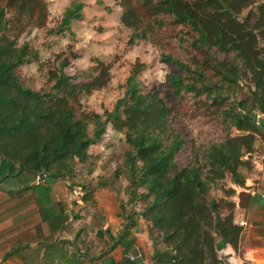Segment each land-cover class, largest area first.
I'll use <instances>...</instances> for the list:
<instances>
[{
	"label": "trees",
	"instance_id": "obj_1",
	"mask_svg": "<svg viewBox=\"0 0 264 264\" xmlns=\"http://www.w3.org/2000/svg\"><path fill=\"white\" fill-rule=\"evenodd\" d=\"M119 5L120 22L131 29V45L155 40L156 29L167 24L179 28L176 37L186 58L170 59L177 70L168 77L171 97H192L194 107L220 125L225 138L192 146L190 160L180 162L177 156L188 142L176 131L173 107L155 87L139 82L145 65L140 62L132 65L123 96L101 113L82 109L80 101L110 79V65L99 58L80 73L68 74V57H57L50 85L28 86L20 67L39 60V53L19 38L31 26H46L47 2L0 0V189L31 193L42 224L68 228V217L52 196L53 185L78 176L89 147L111 129L127 144L115 172L127 181V199L117 204L122 227L109 234L112 243L105 251L85 246V258L99 254V260L111 264L110 253L119 244L127 253L144 221L153 264H226L220 251L227 245L236 250L243 231L236 221L237 205L248 210L257 203L245 191L252 157L261 153L264 159V0H120ZM82 8V2H71L50 32H70ZM92 170L88 165L87 172ZM80 186L82 201H93L91 187ZM90 228L81 227L73 245L64 240L45 245L46 264H76L82 256L75 247L82 243L78 233ZM106 228L96 229L100 238Z\"/></svg>",
	"mask_w": 264,
	"mask_h": 264
},
{
	"label": "rangeland",
	"instance_id": "obj_2",
	"mask_svg": "<svg viewBox=\"0 0 264 264\" xmlns=\"http://www.w3.org/2000/svg\"><path fill=\"white\" fill-rule=\"evenodd\" d=\"M73 1L46 0V26H31L20 36L19 43L27 42L39 53V60L20 67L23 81L28 86L34 89L47 88L51 83L48 80L49 71L57 67V57H68L69 64L65 67L68 74L80 73L91 66L95 58H99L110 65V79L102 88L82 96L80 101L82 109L101 113L104 109L110 110L115 101L123 96L125 79L132 65L140 62L145 65L138 76L139 82L147 89L155 87L168 105L173 107L176 131L188 142L187 148L177 156L180 162L190 160L192 146L217 143L225 138L222 127L208 120L194 107L192 97L186 96L183 101L171 97L168 77L177 74V70L170 59L184 61L186 58L176 37L179 28L168 24L157 27L155 32L158 33L154 37L159 42L148 37L145 41L131 45L128 43L131 29L122 25L119 19L122 12L120 0H76L83 3L82 18L71 23L70 32H50L60 23L65 8ZM91 130L92 126L89 127V133ZM125 149L127 144L123 135L109 129L103 140L89 147L90 157L86 165L79 166L82 170H78V176H69L53 185L52 196L59 210L68 217V228L62 229L65 233H61L60 237L65 236L69 241L77 242V231L83 226L92 227L88 232L78 233V242L82 241L80 246L79 243L75 244V247L82 249L78 251L79 255L85 254V246L94 249L95 253L105 251L112 243L109 234L116 235L122 227L117 216V204L127 199V181L121 172L117 176L115 172L121 167ZM260 155L255 153L253 157L259 159ZM88 165L92 166V172H87ZM40 181L42 179L37 178L36 182ZM83 183L93 191V201L87 204L81 199L84 192L80 184ZM24 213L21 217H15L16 226L23 225L25 221L31 226L38 219L36 208L30 206ZM77 214L80 215L78 219ZM143 222H140L142 233L144 238H148ZM98 228L108 229L103 238L96 233ZM52 235H55L54 231ZM137 250L141 251V248ZM146 252L149 254L146 262H153L152 243ZM129 253L138 257L133 251Z\"/></svg>",
	"mask_w": 264,
	"mask_h": 264
},
{
	"label": "crops",
	"instance_id": "obj_3",
	"mask_svg": "<svg viewBox=\"0 0 264 264\" xmlns=\"http://www.w3.org/2000/svg\"><path fill=\"white\" fill-rule=\"evenodd\" d=\"M259 157V159L252 157L254 169L245 183V191L251 194L257 203L248 210L240 209L237 205L236 221L238 223L243 220L246 226L242 227L241 239L236 250L227 245L220 251L219 254L225 258L226 264H264V199L260 197L264 193V180L262 179L264 159L263 156ZM236 189L240 192V188ZM30 206L36 208L38 219L31 226L28 221L16 226L15 217H21V214H25L24 212ZM41 220L42 213L31 193L10 194L0 189V264H46L49 260L43 257L45 245L59 240L73 245L70 239L65 236L60 237L61 233L62 235L65 233L64 230H56L55 223L42 224ZM141 228L140 226V230L132 234L134 244L127 253L120 244L110 253V256L114 258L111 264H153L152 261L151 263L146 262L149 257L146 251L151 246V241L144 238ZM53 231L55 235H52ZM25 247L37 249V252L34 254L22 252ZM138 247L141 251L137 250ZM132 251L138 257L135 262L131 263L126 259V255ZM85 255L82 254L77 258L76 264H107L98 259L99 254L90 256V258L93 257L92 260L86 259ZM54 263L56 260L52 264Z\"/></svg>",
	"mask_w": 264,
	"mask_h": 264
},
{
	"label": "built area",
	"instance_id": "obj_4",
	"mask_svg": "<svg viewBox=\"0 0 264 264\" xmlns=\"http://www.w3.org/2000/svg\"><path fill=\"white\" fill-rule=\"evenodd\" d=\"M262 179L264 180V171L262 172ZM262 199H264V193L260 196ZM239 223V225L241 226V227H244V226H246V223H245V221H240V222H238ZM126 258L128 259V260H130V261H132L133 259L135 260V256L133 255V254H131V253H129V254H127L126 255Z\"/></svg>",
	"mask_w": 264,
	"mask_h": 264
},
{
	"label": "water",
	"instance_id": "obj_5",
	"mask_svg": "<svg viewBox=\"0 0 264 264\" xmlns=\"http://www.w3.org/2000/svg\"><path fill=\"white\" fill-rule=\"evenodd\" d=\"M68 224V223H67Z\"/></svg>",
	"mask_w": 264,
	"mask_h": 264
}]
</instances>
